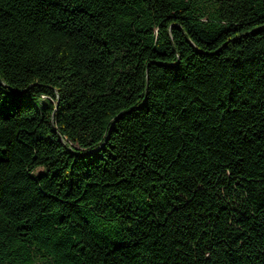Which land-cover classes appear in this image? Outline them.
<instances>
[{
	"label": "trees",
	"instance_id": "1",
	"mask_svg": "<svg viewBox=\"0 0 264 264\" xmlns=\"http://www.w3.org/2000/svg\"><path fill=\"white\" fill-rule=\"evenodd\" d=\"M0 264H264V0H0Z\"/></svg>",
	"mask_w": 264,
	"mask_h": 264
},
{
	"label": "snow or ice",
	"instance_id": "2",
	"mask_svg": "<svg viewBox=\"0 0 264 264\" xmlns=\"http://www.w3.org/2000/svg\"><path fill=\"white\" fill-rule=\"evenodd\" d=\"M2 108H3V100L0 99V109H2Z\"/></svg>",
	"mask_w": 264,
	"mask_h": 264
}]
</instances>
